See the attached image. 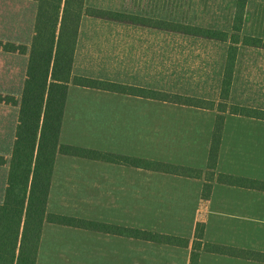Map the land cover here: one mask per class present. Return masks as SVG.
Masks as SVG:
<instances>
[{
    "label": "crops",
    "instance_id": "crops-1",
    "mask_svg": "<svg viewBox=\"0 0 264 264\" xmlns=\"http://www.w3.org/2000/svg\"><path fill=\"white\" fill-rule=\"evenodd\" d=\"M33 35L34 28L23 44L30 46ZM228 47L229 42L84 15L73 74L220 101ZM0 53L17 61L24 57L23 77L12 78L22 93L29 54ZM229 102L264 109V48L239 45ZM15 107L0 103V155L8 160L19 118ZM216 116V110L71 83L60 141L206 169ZM217 171L264 180V120L226 114ZM8 173L9 161L0 164V203ZM204 183L203 178L59 153L48 212L180 235L190 244L46 222L37 264H190L198 223L205 225L206 241L264 252V191L215 181L205 197ZM199 264L264 262L201 251Z\"/></svg>",
    "mask_w": 264,
    "mask_h": 264
},
{
    "label": "trees",
    "instance_id": "trees-1",
    "mask_svg": "<svg viewBox=\"0 0 264 264\" xmlns=\"http://www.w3.org/2000/svg\"><path fill=\"white\" fill-rule=\"evenodd\" d=\"M37 2L31 45L0 40V50L29 54L21 98L0 92V103L19 106L13 152L9 161L5 198L0 203V264H37L40 239L46 222L136 239L187 247L190 239L139 227H124L47 211L57 154L129 165L177 176L205 179L203 195L219 183L264 191V180L217 171L227 113L264 120V109L229 102L239 45L264 48V37L243 32L249 0H236L232 30L204 27L113 10L88 4V0H35ZM84 15L229 42L223 69L220 101L139 87L121 82L73 74L81 20ZM71 83L111 92L147 97L217 111L206 169L63 144L60 134ZM205 225L197 224L190 264H199L201 251L264 262V252L204 239Z\"/></svg>",
    "mask_w": 264,
    "mask_h": 264
},
{
    "label": "rangeland",
    "instance_id": "rangeland-1",
    "mask_svg": "<svg viewBox=\"0 0 264 264\" xmlns=\"http://www.w3.org/2000/svg\"><path fill=\"white\" fill-rule=\"evenodd\" d=\"M92 6L151 16L169 17L226 31L232 30L236 0H88ZM115 8V9H114ZM35 0H0V40L29 42L35 22ZM245 33L264 37V0H249L245 17ZM24 57L19 61L0 53V92L21 98L16 80L23 77ZM3 72V73H1ZM19 93H16V92ZM16 110L14 105H11ZM148 177V181H152ZM1 192V190H0ZM138 210H133L136 217Z\"/></svg>",
    "mask_w": 264,
    "mask_h": 264
}]
</instances>
